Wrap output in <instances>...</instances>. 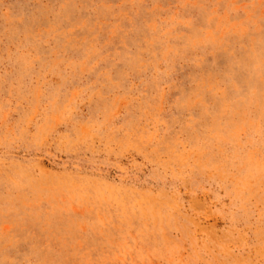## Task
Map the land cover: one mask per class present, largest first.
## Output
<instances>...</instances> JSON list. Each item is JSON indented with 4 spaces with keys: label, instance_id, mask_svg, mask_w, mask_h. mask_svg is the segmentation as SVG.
<instances>
[{
    "label": "rangeland",
    "instance_id": "374dc122",
    "mask_svg": "<svg viewBox=\"0 0 264 264\" xmlns=\"http://www.w3.org/2000/svg\"><path fill=\"white\" fill-rule=\"evenodd\" d=\"M0 264H264V0H0Z\"/></svg>",
    "mask_w": 264,
    "mask_h": 264
}]
</instances>
